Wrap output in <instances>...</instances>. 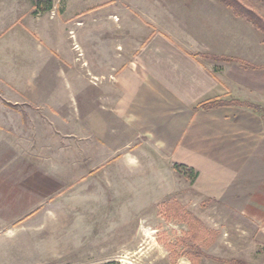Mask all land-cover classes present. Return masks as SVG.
<instances>
[{"label":"rangeland","instance_id":"rangeland-1","mask_svg":"<svg viewBox=\"0 0 264 264\" xmlns=\"http://www.w3.org/2000/svg\"><path fill=\"white\" fill-rule=\"evenodd\" d=\"M36 1L0 0V264H264V167L255 213L231 212L115 124L111 74L166 0ZM242 1L264 17V0ZM169 199L196 236L161 216Z\"/></svg>","mask_w":264,"mask_h":264},{"label":"crops","instance_id":"crops-1","mask_svg":"<svg viewBox=\"0 0 264 264\" xmlns=\"http://www.w3.org/2000/svg\"><path fill=\"white\" fill-rule=\"evenodd\" d=\"M164 4L170 6L156 11L158 26L111 74L115 124L171 166L193 170L211 201L231 212L255 213V176L264 167L262 111L233 105L193 109L200 102L231 100L264 107V91L255 82V66L264 65L256 62L255 29L244 28L218 0ZM216 188L226 191H211Z\"/></svg>","mask_w":264,"mask_h":264},{"label":"trees","instance_id":"trees-1","mask_svg":"<svg viewBox=\"0 0 264 264\" xmlns=\"http://www.w3.org/2000/svg\"><path fill=\"white\" fill-rule=\"evenodd\" d=\"M226 9H228L236 18L244 20L247 24H249L253 29L258 31L264 37V17L261 16L256 10L246 5L242 0H218ZM44 5L45 11H50L52 9V3L50 0H37L35 3V8ZM264 43V38H263ZM216 61L221 62H232L233 60L228 58H213ZM239 65L244 68H253L250 65L246 64L245 62L238 61ZM255 69L257 67L255 66ZM225 105H233L237 107H243L255 112H260L261 107L257 105L248 104L245 102L239 101H230V102H223V101H205L198 103L193 109L194 110H210L217 107L225 106ZM173 169L176 171L185 170L184 166L173 164ZM186 171V170H185ZM189 176L195 178L193 170H187ZM161 208V216L165 218L166 221H178L185 224L191 233L194 236L198 232L199 223L197 219L187 212L183 207H181L176 201L174 200H167L166 202L160 205ZM196 236V235H195ZM199 254H201L199 252ZM193 261V259H192ZM229 264H241L238 261H229ZM113 264V263H107Z\"/></svg>","mask_w":264,"mask_h":264}]
</instances>
